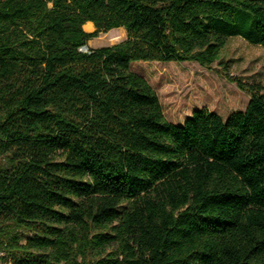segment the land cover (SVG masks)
<instances>
[{
  "label": "trees",
  "instance_id": "16d2710c",
  "mask_svg": "<svg viewBox=\"0 0 264 264\" xmlns=\"http://www.w3.org/2000/svg\"><path fill=\"white\" fill-rule=\"evenodd\" d=\"M115 29L124 42L80 52ZM234 37L264 48V0H0V252L264 264V86L230 78L244 111L177 126L130 70L209 68Z\"/></svg>",
  "mask_w": 264,
  "mask_h": 264
},
{
  "label": "rangeland",
  "instance_id": "374dc122",
  "mask_svg": "<svg viewBox=\"0 0 264 264\" xmlns=\"http://www.w3.org/2000/svg\"><path fill=\"white\" fill-rule=\"evenodd\" d=\"M125 40V30L115 29L89 41L87 49L114 46ZM130 70L153 89L167 122L180 126L202 108L225 120L232 113L244 111L250 100L230 78L264 86V48L234 37L227 40L218 61L209 68L188 62H137ZM18 258L14 250L0 252V264H12Z\"/></svg>",
  "mask_w": 264,
  "mask_h": 264
},
{
  "label": "crops",
  "instance_id": "0c3cea01",
  "mask_svg": "<svg viewBox=\"0 0 264 264\" xmlns=\"http://www.w3.org/2000/svg\"><path fill=\"white\" fill-rule=\"evenodd\" d=\"M84 26L85 27L88 26L90 28L89 31H85L86 33H92V30H93L94 27H93V25L91 23H86Z\"/></svg>",
  "mask_w": 264,
  "mask_h": 264
},
{
  "label": "built area",
  "instance_id": "2783aa9c",
  "mask_svg": "<svg viewBox=\"0 0 264 264\" xmlns=\"http://www.w3.org/2000/svg\"><path fill=\"white\" fill-rule=\"evenodd\" d=\"M80 52L87 53V54L89 53L87 47H82L80 49Z\"/></svg>",
  "mask_w": 264,
  "mask_h": 264
},
{
  "label": "bare ground",
  "instance_id": "6f19581e",
  "mask_svg": "<svg viewBox=\"0 0 264 264\" xmlns=\"http://www.w3.org/2000/svg\"><path fill=\"white\" fill-rule=\"evenodd\" d=\"M83 30H84V31H89V30H90V28H89L88 26H86V27H85V26H83Z\"/></svg>",
  "mask_w": 264,
  "mask_h": 264
}]
</instances>
